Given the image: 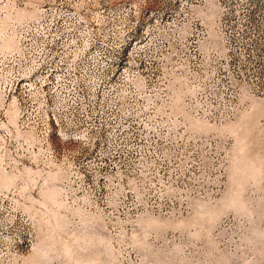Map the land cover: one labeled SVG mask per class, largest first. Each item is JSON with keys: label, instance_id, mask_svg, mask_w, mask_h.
Here are the masks:
<instances>
[{"label": "rangeland", "instance_id": "obj_1", "mask_svg": "<svg viewBox=\"0 0 264 264\" xmlns=\"http://www.w3.org/2000/svg\"><path fill=\"white\" fill-rule=\"evenodd\" d=\"M261 4L0 0V264H264Z\"/></svg>", "mask_w": 264, "mask_h": 264}, {"label": "built area", "instance_id": "obj_2", "mask_svg": "<svg viewBox=\"0 0 264 264\" xmlns=\"http://www.w3.org/2000/svg\"><path fill=\"white\" fill-rule=\"evenodd\" d=\"M261 5H262V7H264L263 4H261ZM228 16H229V13H227V10L226 9H223V11H222V18H225V17L227 18ZM261 46L263 47L262 53H264V41L261 42ZM261 94L264 95V90L261 92Z\"/></svg>", "mask_w": 264, "mask_h": 264}]
</instances>
